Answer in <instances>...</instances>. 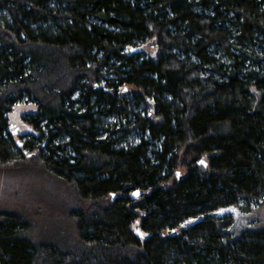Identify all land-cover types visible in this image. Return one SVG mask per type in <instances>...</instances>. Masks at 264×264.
<instances>
[{"label": "trees", "instance_id": "obj_1", "mask_svg": "<svg viewBox=\"0 0 264 264\" xmlns=\"http://www.w3.org/2000/svg\"><path fill=\"white\" fill-rule=\"evenodd\" d=\"M26 159L65 222L5 212L0 264H264V227L229 231L264 201V0H0V165Z\"/></svg>", "mask_w": 264, "mask_h": 264}, {"label": "rangeland", "instance_id": "obj_2", "mask_svg": "<svg viewBox=\"0 0 264 264\" xmlns=\"http://www.w3.org/2000/svg\"><path fill=\"white\" fill-rule=\"evenodd\" d=\"M36 110L35 103L31 101H19L11 106L6 118L7 130H10L14 139L12 142L16 140L18 142L28 141L33 138V135H37L32 124L26 119L32 116ZM116 128L118 130L119 127L116 125ZM117 136L118 139L133 140L137 138V133L131 131L125 135V133L119 131ZM52 177L45 171L38 159H26L4 166L0 165V216L10 211L20 212L25 210L33 213L41 207L40 209H44L43 213L41 211L37 215L40 217L48 214L50 226L56 227L63 221L65 222L63 217L59 218L57 214L63 211L61 202L64 197L59 192L58 184L53 182ZM235 219L229 230L233 235H237L246 228H252L253 230L264 227V201L254 205L249 212ZM51 229L52 227H50Z\"/></svg>", "mask_w": 264, "mask_h": 264}, {"label": "snow or ice", "instance_id": "obj_3", "mask_svg": "<svg viewBox=\"0 0 264 264\" xmlns=\"http://www.w3.org/2000/svg\"><path fill=\"white\" fill-rule=\"evenodd\" d=\"M201 163H203V161H201ZM178 175H179V174H178ZM110 195H115V194L112 193V194H110ZM132 195H133V196H137V195H138V192H134V193H132ZM221 211H223V210H221ZM140 235L143 236L144 233H140Z\"/></svg>", "mask_w": 264, "mask_h": 264}, {"label": "water", "instance_id": "obj_4", "mask_svg": "<svg viewBox=\"0 0 264 264\" xmlns=\"http://www.w3.org/2000/svg\"><path fill=\"white\" fill-rule=\"evenodd\" d=\"M131 197H135V196H133V195L131 194ZM140 233H144V232L136 231L137 236H140V237H143V238L146 236V235H145L146 233H144L143 236H141Z\"/></svg>", "mask_w": 264, "mask_h": 264}]
</instances>
